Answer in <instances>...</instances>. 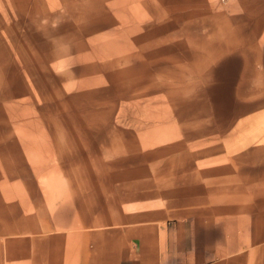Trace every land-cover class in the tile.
<instances>
[{
	"label": "rangeland",
	"instance_id": "rangeland-1",
	"mask_svg": "<svg viewBox=\"0 0 264 264\" xmlns=\"http://www.w3.org/2000/svg\"><path fill=\"white\" fill-rule=\"evenodd\" d=\"M172 1L0 0V19L10 20L1 21L4 24L0 28L11 26L9 33L3 27L0 29V42L13 41L14 47L26 54L31 72L46 75L45 79L51 80L45 86L49 94L42 95L33 87L28 98L16 93V98H11L9 94L23 89L18 82L22 80L19 62L8 67L13 70L6 71L14 74L11 82L0 80V158L6 160L1 174H19L15 181H27L25 188L30 200L34 186L28 184L43 163L34 164L25 153L23 145L26 143L15 130L21 117L27 114L33 120L49 124L53 133V154L48 164L60 165L66 155H76L73 150H83L85 114L95 108L86 97L91 87L97 86L92 93L98 95L103 87L111 92L115 89L130 100L132 105L125 103L122 108L115 107L111 111L119 125L133 130L140 122L139 110L152 109L162 95L142 86L144 81L148 84L152 79V71L147 75V68L159 64L163 69L168 67L163 65L168 60L174 65L187 64L185 73H177L186 78L190 95L186 108L181 113L176 109L175 115L196 112L203 115L201 131H191V136L197 138L193 139V146L199 145L196 152L207 151L205 144L210 147L212 143H218L221 149L214 154L204 153V160L219 159L217 164L211 167L212 171L208 168L202 177L192 176L187 185L175 182L174 174L169 185L162 187L164 189H155L154 182L150 184V172L133 180L124 176L120 193H111L108 189L106 196L112 202L108 203L110 216L115 222L122 219L124 227L110 225L114 228L111 233L99 235L97 232V237L84 238L82 243L91 251L82 250L77 262L73 259L78 253L71 251V240L75 239L71 232L76 222L89 221L86 208L91 209L83 192L77 190L67 199L59 200L55 208L47 207L42 212V221L36 218V224L32 222L37 234L16 235L18 228L27 225L23 215L13 219L21 201L8 200L6 190L4 197L0 190V211L10 220L7 224L2 222L0 214V231L13 232L6 235V239L0 235L6 264H119L125 257L133 258L137 264H188L189 255L184 251L188 244L178 240L182 230L187 232V242H198L210 234L217 217L239 214L252 217L261 240L264 235V135H261L264 130V0ZM162 41L173 48L171 51L167 48V52L174 53L175 57L159 51L157 45ZM150 46L155 47L157 55L146 68L142 54ZM88 55L93 56H90L92 59ZM105 57L116 63L119 70L111 71V80L106 81L111 82L108 89L103 79L94 77L102 65L108 66ZM87 78L95 81L87 83ZM158 82L162 83L161 78ZM85 86L89 87V92ZM25 89L29 87L26 85ZM165 105L160 107H169ZM133 106L138 108L131 109ZM5 129H10L11 135H3ZM250 137H254L258 150L227 157L229 146L249 141ZM15 181L14 186L24 184ZM131 194L130 198L125 196ZM9 243L14 244L9 246ZM227 264H264V246Z\"/></svg>",
	"mask_w": 264,
	"mask_h": 264
},
{
	"label": "bare ground",
	"instance_id": "bare-ground-1",
	"mask_svg": "<svg viewBox=\"0 0 264 264\" xmlns=\"http://www.w3.org/2000/svg\"><path fill=\"white\" fill-rule=\"evenodd\" d=\"M8 20L2 21V18H1L0 25L4 24L2 22H5V21L6 23L10 22V20L9 21ZM2 27L0 29H2ZM10 28L11 26L8 24L3 27V30L9 33V31L11 30ZM27 33L28 32H26L25 35ZM36 33L37 32H35V34ZM9 37L11 38L12 35ZM6 38L8 39V37ZM32 44H33V41H32ZM14 46L15 44L13 43V41L10 42V40L8 41V43L0 42V80L6 81V83L11 82L14 78L13 77L14 74L12 73V71L6 72L8 67L10 65L17 64V62H19L21 64L19 65L22 66L21 69L18 70L19 75L21 76L22 80L21 82L20 80L18 82L22 86L21 88H23L24 90L20 89V90H16V92L14 90V92L9 93L10 97L16 98L15 97V93H16V96L18 95L20 97L28 98V96L31 95V92L34 91V89H31L33 87H35L37 89V92H39L42 95L49 94L48 92H50V90H47L45 86H46V83L50 80V78L45 79L46 75H42V74L37 75L35 73H32L31 70L29 69V66L27 65L28 58L26 54L21 53L20 49H17V47L15 48ZM157 46L160 47L159 51H163L166 54L169 53L167 52L168 49L169 50L173 49V48H170V45L168 46L166 42L164 43V41L160 43L158 42ZM35 49H36V46H35ZM156 51L157 50L155 49V47L150 46L148 50H145V53L142 54L143 56L142 59L144 60L145 63H147L146 68L148 66V63L151 64V62L154 61L153 59L157 55ZM38 52L40 54L39 50ZM101 53H104V52H101ZM169 54H172V57H175L174 53H169ZM88 56L90 57L91 55H88ZM105 59L107 61L106 64H108V66L102 65L100 68V71L95 72L94 77L100 78L101 80L103 79V82H105V85L108 89V87L111 85V82L108 83L106 81L108 79L111 80V76H110L111 71L114 70L113 72H116L119 70H118V67H116L117 66L116 63L109 60L107 57H105ZM87 60H85L86 63H89V61L87 62ZM90 62H93V61H90ZM165 62L166 63L163 65H167L168 67H165L163 69H161V66H159V64L158 66H155V65L151 67L148 66L149 69L147 68L148 70L147 75H149L150 70L152 71V79L148 82V84H146L144 81L142 86H144L145 88L149 87L151 92L162 94V95L161 96L159 95L160 99L158 102L155 103L156 106L152 107V109L151 108L147 110L138 109L139 110L138 114L141 116L139 118L140 122L136 125L137 127L133 130L125 128L122 125H119L118 121L116 120L114 116V112H113V117H112V111L115 107L122 108V104H125V103L130 104L131 103L130 100L124 99V96L120 92L118 93L117 90L114 91L115 89L114 90L112 89L113 91L111 92L110 90L107 91L106 88L104 89L103 87L102 90H99L100 94L98 95L96 94L97 92L92 93V91L96 89L97 87L96 86L94 89H92L91 87L90 90L92 91L89 92L90 91L89 87H86L87 86L86 85L85 89H88L87 91L89 92V93L86 92L88 93L86 97L89 100H91V102L93 103L92 107H95V108L90 109V111H87V113L85 114L87 119H86L85 125L83 126L84 128H82L83 132L86 135L85 141L84 143H82V145L84 144L82 146L84 152L83 150L82 151L73 150V152L76 155L72 157H69L66 155L65 160L60 165L51 164V163L48 164V160L52 158L51 153L53 151V148H52L53 147V144H52L53 142L52 134L53 133L51 132L52 130H50V128L48 127L49 124L47 125L44 121L43 123H40L36 120H33V118H29L27 114H24L21 117V120L20 122L17 123L18 125L15 128V130H16V133L20 137L23 138V140H26V141L22 140V142L26 143L23 145V148L26 151L24 152L27 154L31 162L37 165L38 163L39 164L43 163V166L38 169L39 171H37V173H35L34 176L32 175L33 180L30 181V183L28 184V186H32V187L34 186L32 200H30L31 196L30 194L26 193V188H25V186L27 185L25 183H28V182L27 181L22 182V179H20L21 182L17 180L15 181L14 178H18L17 176H19V174L17 175L16 174L9 175L7 173L1 174V169H3L4 167L2 165L6 163V160L2 157L0 158V190L2 191L3 197L5 194V190H6L8 200L10 201L20 200L22 203V204L20 203L21 207L20 208L17 207V210L14 213V217H13L14 221L19 215H23V217L27 218V221H26L27 225L25 226L24 224L22 225V227L18 228L17 230L19 232H16V235L17 233L18 234L19 233L21 234L36 233L37 234L38 231H36L34 227L31 226L32 222L35 223L36 218L42 221L43 215H44V213L42 212H44L47 209V207H50V208L54 207V205H56V203L59 200L63 198L67 199L68 196H71L73 193H75V191L79 190L84 193V196H86V200L88 199V201H85V202L89 204L88 205L89 207L91 206V209L86 208L89 214V221L87 222L82 221L83 223H79L81 221L76 222L75 226L73 227L74 230L73 232H71L72 234H74L73 237L75 239L71 240L73 243V247L71 248L72 250L71 249L70 250L78 253L73 259L75 261V258H76V262H77L78 259L80 260V257H81L80 252L82 250L85 249V251L87 252L91 251V250L90 251L88 250V246L84 245V242L82 243V241H84V238L90 237L91 239L94 236L97 237L98 234L102 235L101 232H104L105 234L111 233L112 231H114L113 230L114 228L113 227L110 228L109 227L110 225H114V226L117 225L119 229H122L124 227V224H123L124 221L122 219L121 220L119 219V221L117 220L118 222H115L116 220L113 221L114 219L110 216L111 209L108 204V203L111 204L112 202L110 199H108V197H106L108 195V189L111 191V193H115V194L120 193L122 188H124V179H126L124 178V176L128 177L129 180H133L139 176L142 177L150 172L152 174L150 184L154 182L155 189H160L162 187H167L166 185H169L170 177L173 174L176 176V178H174L175 182H178V183L183 182L184 185H187L186 183L190 182V179H192V176L195 175V176L202 177V175H204L207 172L208 168H210L211 171L213 170L211 169V167L213 168V166L217 164L216 161H218L219 159L204 160L206 157L204 153L206 152V154H208V152H211L212 154H214L217 152V150H221L220 148H218L219 146L218 143L216 144L212 143V145L209 144L210 147H207L208 144H205V147L208 149V150L206 149L207 151L196 152V148H198L199 145L193 146V141H194L193 139H197V138H196V135L191 136L192 129L201 131L202 129L201 127L203 126L202 125L203 115L199 112H196L193 114L189 113L186 115H181V114L175 115L176 109H179L178 111L182 112L186 108V103L190 95L187 91L188 84L186 82V78L184 76L180 77L177 73V71L185 73V71L187 70L186 69L187 64L184 63L183 65H174L169 60ZM10 69H8V71ZM122 73H123V69H122ZM127 76L128 74H126V77ZM58 78L59 77H57V79ZM158 78H161L162 83L158 82ZM65 79L67 80V78ZM88 79L89 78H87V80L85 79L87 83L89 81L90 82L95 81V79L93 81L91 80L88 81ZM81 80H84V79H79L78 81L81 82ZM15 82H16V79H15ZM118 83L122 84L121 82H118ZM58 84L60 85V83ZM65 84L67 86V83ZM85 84L86 83H84V85ZM26 85L29 87V89H31V91L29 89H25ZM152 87L154 88L152 89ZM55 89H52V90L54 91ZM64 93H65L64 95H66L65 91ZM155 98H158V97H153V99ZM84 100H85V97H84ZM165 104L169 105V107L167 108L160 107L161 105L162 106L164 105L166 107ZM133 108L137 109L138 107L133 106L131 109ZM38 116L40 117L41 115L38 114ZM87 125H90V128H87L86 127ZM258 132L256 135H259ZM2 134L11 135V131L10 129H7V130L5 129L3 130ZM261 135L262 136L264 135V130L261 131ZM259 137L261 136L259 135ZM259 137H256V138H259ZM252 138L250 137L249 141H244V142L242 141L243 143H237L232 146H229L230 148H228L227 150V157H232V156L235 157L237 156V154H242L250 150H252V152L258 150V148H255L254 146L255 139H252ZM32 140L33 142L31 143ZM24 178H26V176ZM13 180L16 183H24V184H18L14 186ZM215 184H216V181H215ZM215 184H211V185H215ZM74 185H76L77 187ZM211 185L210 187H212ZM97 188H100V190L98 191ZM115 194H112V196L115 197L116 196ZM120 196H122L124 200V194H121ZM125 196H127V198H130L132 194L130 196L128 195H125ZM154 199H158V198H154ZM182 200H185V199H182ZM0 214H1L2 222L6 224L10 222V220L5 217L6 215L3 210L0 211ZM110 222L112 223L110 224ZM77 229H79L81 232ZM82 232H89V234L82 233ZM10 234H13V232L9 230L0 231V235L5 237V239H6V235H10ZM38 235H42V234H38ZM23 238L24 237H22V239ZM23 241H26V240H23ZM66 241L67 240L64 239V242ZM26 243L27 242H24L25 246H26ZM10 244L11 243H9V246ZM13 244L14 243H12L11 245L13 246ZM64 246L65 245H62V247ZM59 251H61L60 248H59ZM62 252H59V253L64 254V250H62ZM86 262L89 263V260H86Z\"/></svg>",
	"mask_w": 264,
	"mask_h": 264
},
{
	"label": "crops",
	"instance_id": "crops-1",
	"mask_svg": "<svg viewBox=\"0 0 264 264\" xmlns=\"http://www.w3.org/2000/svg\"><path fill=\"white\" fill-rule=\"evenodd\" d=\"M186 235L187 232L182 230L178 240L188 244V248L187 246L184 248L185 253L189 255L188 264H227L264 246V235L260 240L256 222L254 223L251 216L240 214L217 217L210 234L198 242L193 240L187 242ZM0 264H6L1 246ZM119 264L137 263L133 258L125 257Z\"/></svg>",
	"mask_w": 264,
	"mask_h": 264
}]
</instances>
